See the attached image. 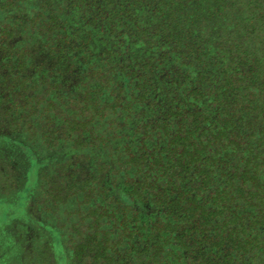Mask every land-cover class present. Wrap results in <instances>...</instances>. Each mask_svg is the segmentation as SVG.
<instances>
[{"label":"trees","instance_id":"16d2710c","mask_svg":"<svg viewBox=\"0 0 264 264\" xmlns=\"http://www.w3.org/2000/svg\"><path fill=\"white\" fill-rule=\"evenodd\" d=\"M3 112L93 165L73 258L264 264V0H0Z\"/></svg>","mask_w":264,"mask_h":264},{"label":"rangeland","instance_id":"374dc122","mask_svg":"<svg viewBox=\"0 0 264 264\" xmlns=\"http://www.w3.org/2000/svg\"><path fill=\"white\" fill-rule=\"evenodd\" d=\"M21 105L22 100H15L12 108L20 109ZM28 112L25 109L18 115L22 117ZM4 114L0 117V264H91L73 258L69 237L79 219L71 215L74 200L67 197V189L74 182L67 179L73 172L70 167L76 166L77 179L83 180L84 168L93 166L86 162L87 153L83 149L75 157L65 150L68 135L66 130L63 133L58 114L52 121L31 117L41 132L44 129L53 136V129H57L59 143L51 150L46 148L51 142L46 140L44 144L41 135H32L31 141L23 136L24 125L12 134V125ZM83 236L76 234L75 239Z\"/></svg>","mask_w":264,"mask_h":264}]
</instances>
